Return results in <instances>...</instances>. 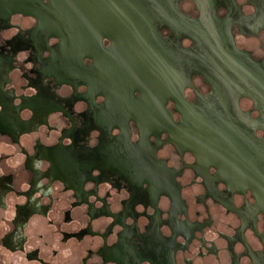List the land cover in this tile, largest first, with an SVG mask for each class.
Returning <instances> with one entry per match:
<instances>
[{"label": "flooded vegetation", "instance_id": "obj_1", "mask_svg": "<svg viewBox=\"0 0 264 264\" xmlns=\"http://www.w3.org/2000/svg\"><path fill=\"white\" fill-rule=\"evenodd\" d=\"M128 1L171 94L0 2V264H264V0Z\"/></svg>", "mask_w": 264, "mask_h": 264}, {"label": "water", "instance_id": "obj_2", "mask_svg": "<svg viewBox=\"0 0 264 264\" xmlns=\"http://www.w3.org/2000/svg\"><path fill=\"white\" fill-rule=\"evenodd\" d=\"M44 1H47L45 3ZM9 3L12 12L36 18L43 28L59 30L60 36L85 35L91 41L106 38L111 42L106 50L108 90L123 88L118 79L128 85L143 84L148 97L160 92L171 94L164 78V64L155 39L147 35L138 20V12L128 0H0ZM80 30V31H79ZM56 35V34H55ZM98 60V59H97ZM99 61V60H98ZM137 76V82L134 77ZM154 78L151 85L146 78ZM264 195V192L262 193Z\"/></svg>", "mask_w": 264, "mask_h": 264}]
</instances>
